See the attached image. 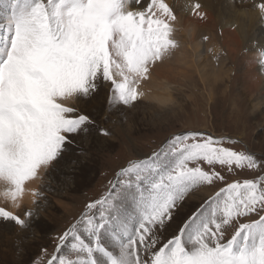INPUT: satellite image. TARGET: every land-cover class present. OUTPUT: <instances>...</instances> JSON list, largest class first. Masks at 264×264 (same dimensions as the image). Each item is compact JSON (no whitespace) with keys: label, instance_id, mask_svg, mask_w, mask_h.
Wrapping results in <instances>:
<instances>
[{"label":"snow or ice","instance_id":"1","mask_svg":"<svg viewBox=\"0 0 264 264\" xmlns=\"http://www.w3.org/2000/svg\"><path fill=\"white\" fill-rule=\"evenodd\" d=\"M201 8L190 11L204 20ZM250 8L264 22V0ZM178 22L169 0H0V202L19 209L30 192L38 204L30 183L80 140L111 135L91 103L106 91L105 119L135 107L180 47ZM256 63L264 70V47ZM33 216L0 206V224L31 230ZM31 264H264V157L224 134L173 133Z\"/></svg>","mask_w":264,"mask_h":264},{"label":"rangeland","instance_id":"2","mask_svg":"<svg viewBox=\"0 0 264 264\" xmlns=\"http://www.w3.org/2000/svg\"><path fill=\"white\" fill-rule=\"evenodd\" d=\"M235 9L238 12L241 8ZM211 42L208 51L213 54L214 46H221ZM202 43L206 46L207 40L202 39ZM206 49L202 47V55L195 57L193 62L187 53H182L184 58L181 61L178 49L171 59L164 62L172 63L169 66L177 68H171L173 78L171 75L168 78L166 76L169 82L162 76L165 80L161 81L168 83L165 86L168 88L167 93L171 92L169 94L173 97L172 102L166 105L142 98L135 107L114 110L105 119L106 91L102 90L100 96L91 103L90 110L96 115L99 126L107 128L111 135L103 137L93 133L80 140L78 146H74L75 150H70L56 168L45 175L47 177L37 187L42 193L39 203H32L16 211L23 216L26 210H33L31 230H20L14 224H0V264H31L40 255L41 249L51 253L55 238L81 219L86 204L105 195L109 181L115 180L122 166L129 160L150 155L173 133L199 129L216 135L224 134L241 140L257 157H264V106L256 105L264 88H258L261 94L258 89H252L251 93L246 94L239 81L233 78L232 69L236 72L237 67L232 61L225 57L221 60L209 59L216 67L215 70L211 69L209 63L205 64L204 60L202 62ZM184 60L192 68L194 77H188L186 83H181L182 78L178 73L183 71L181 62ZM176 63L181 64L177 66ZM243 66L247 72L246 65L241 68ZM219 67H223L222 72H219ZM175 71L177 74H174ZM213 71L217 77H214ZM263 71L260 72L264 77ZM207 76L209 84H206ZM152 83L149 88L157 92L158 88H153ZM125 207L129 212L132 211L131 202H127ZM173 230L174 227L170 228L168 233ZM79 231L84 234V224L79 225ZM105 242H110L108 237H105ZM71 243L70 239L65 242L61 254H70Z\"/></svg>","mask_w":264,"mask_h":264},{"label":"bare ground","instance_id":"3","mask_svg":"<svg viewBox=\"0 0 264 264\" xmlns=\"http://www.w3.org/2000/svg\"><path fill=\"white\" fill-rule=\"evenodd\" d=\"M251 2L252 0H245L244 2L242 1L240 2L239 0H169V3H171L176 8L177 15L179 18V22L177 25L179 31H178V35L176 36L180 44V47L178 48V55H179L178 58H182L181 61H183L184 56L182 55V53H187L188 57L192 59L191 61L193 62V59L195 57L199 58L200 55H202L201 54L202 47L203 50L207 48L206 49L207 52H204L205 57H203V59L201 58L202 62L204 60L205 64L209 63L211 69L215 70L216 67L209 62V59L221 60L222 58L225 57L226 60L232 61L233 65L237 67L236 72L232 69L234 73L233 78L239 81L246 94L247 92L251 93L252 89H258L260 87L264 88L263 73L260 72L261 68L259 64H256V59L259 54L260 48L264 47V22H261L257 18L256 13L251 10L250 8ZM195 3L201 4L202 6L201 10L207 14L206 19L200 20L192 15L190 11V7ZM245 5H247L245 7L247 10L244 9ZM185 6H187L189 10L186 11ZM235 7L241 8L240 10H237L239 13L235 12L236 11ZM204 36L209 37L206 46H203L202 43V39ZM211 41L217 42L221 46L219 47L215 45L213 54H211L208 51L210 43L212 45ZM177 62H179V60ZM181 63L184 68L182 67L183 71H181V73L178 74L182 78V80H185L183 82L182 80H180V82L186 83L187 82L186 80L189 79L188 77H194V75L192 68L186 64V61ZM167 64L168 63L166 64L163 63L161 65H158V67L154 70L151 81H149L147 84H145V86H143L144 87L143 90L145 91V96L143 99H148L149 101L156 100L158 103L162 105H166L172 102L173 97L169 94L171 92L168 91L169 93H167L168 88L165 87L168 85V83H163V81H161V80H165L166 76L168 78L171 75V71H172L171 68L173 66L170 67L169 65L172 63L168 65ZM175 65H177V63ZM242 65H246L247 72H245V70L243 69L245 68L244 66L241 68ZM222 69L223 67H219V72L220 71L222 72ZM174 74H177L176 71ZM213 74L214 77H217V73L215 71H213ZM157 76H161V77H157ZM162 76H164L165 78H162ZM175 76L177 78L178 75ZM200 77L203 79L202 74L200 75ZM175 80L177 81V79ZM166 82H169V80L167 79ZM151 83L153 85L152 86L153 88H155L156 90L158 88L157 92L149 88ZM206 84H209L208 76L206 77ZM261 104L262 106H264V93L262 94L261 98L258 100L256 105H261ZM46 177L47 176H44L43 179ZM40 182L41 180L30 183L28 185L29 189L32 188L38 189L37 187ZM31 204H32V196L31 193L28 192L26 193L25 197L21 202V207H26V206L28 207ZM1 205L9 207V210L17 211L21 209V207L19 209H11L10 205H4L3 202H0V206Z\"/></svg>","mask_w":264,"mask_h":264}]
</instances>
